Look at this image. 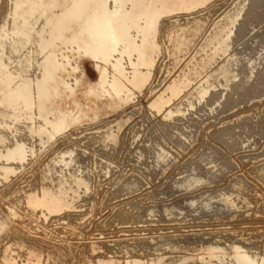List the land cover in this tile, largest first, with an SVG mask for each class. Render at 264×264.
<instances>
[{
    "label": "rangeland",
    "instance_id": "374dc122",
    "mask_svg": "<svg viewBox=\"0 0 264 264\" xmlns=\"http://www.w3.org/2000/svg\"><path fill=\"white\" fill-rule=\"evenodd\" d=\"M11 1L0 0V30L11 27ZM259 1L208 0L185 13L162 15L150 37L157 48H147L152 62L140 67L135 85L120 81L130 93L118 105L82 96L100 77L94 61L81 58L75 72L83 73L78 97L83 106L96 103V115L87 113L55 137L36 109L27 112L31 119L0 126L9 138L0 143V264H237L238 251L264 264V7ZM223 33L230 46L229 40L226 46L216 44ZM0 41L6 52L0 72H12L14 65L17 71L27 64L28 50L37 48L32 42L22 47L8 38ZM33 54L31 74L43 57ZM155 100L165 109L153 108ZM66 107H73L71 101ZM30 124L48 129L49 136L33 135ZM19 146H25L24 163L10 161Z\"/></svg>",
    "mask_w": 264,
    "mask_h": 264
},
{
    "label": "bare ground",
    "instance_id": "6f19581e",
    "mask_svg": "<svg viewBox=\"0 0 264 264\" xmlns=\"http://www.w3.org/2000/svg\"><path fill=\"white\" fill-rule=\"evenodd\" d=\"M206 1H208V0H188V1H182V2H180L178 0H171V1L170 0H13V1H11L12 5H13L12 13L9 14V16L11 15V17H12L10 20L11 21V23H10L11 27L6 28L3 26V28L0 30V39L1 38L11 39L15 43H17V42L20 43L22 45V47H24L28 43L32 42V44H36L37 48H36V50L30 48V49H32V52H30V53L28 50V53L26 55H24L25 57L29 58V60L27 59L28 60V62H26L27 64L25 63L26 65H23V66L20 64L21 67H19L17 71L13 72L14 66H15L14 65L12 72H11V70L8 71L5 69L0 72V108H1L0 109V126L1 125L9 126L8 123L13 125L14 123H17V120L20 117H28V119H31V117H30L31 115L29 116L27 114V112L32 111L33 109H36L37 110V112H36L37 116L41 117L46 122V124L48 126H50L51 132H53L52 135H54V137H55V135H57V133H59L61 131L62 132L65 131L66 129H68L72 125H74L76 122L81 120L83 117H85V116L87 117V115H86L87 113L92 114L93 113L92 110L94 109L95 106H97V104L94 103L92 106H83V104H81L80 97H78V93H79L78 92V85L82 83L83 73H81V75H79V76H76L75 72L78 70V63L81 60V58H83V57L91 59L94 61V66L98 70V72L97 71L96 72L99 73L98 77H100V78L96 84L87 85V87L82 91V96H84L85 98H88V100H89V98H91L93 96L96 97L97 99H105L106 102H104V104L109 105V106L110 105H118L119 101L128 100V98H129L128 94L130 93V91H129L130 89L128 90V88L125 86V84L127 83L128 86L131 84L135 85L137 78L142 77V76H139V73H141V72H139L140 67L143 68V66L147 65V62H149V60L151 61V59L148 57L147 48L148 47L150 49L157 48L158 44H156L153 39H150V37L152 36L153 33H156V31L158 30L159 22H160L159 19H161V16L164 14L166 15V13H171V12H175V11L177 12V11H182V10L185 13L184 10H191V9L194 10V8L202 6ZM258 3L260 4V5H257L258 7L259 6L264 7V0H260ZM41 19L43 21L42 22L43 24L41 27L39 26L40 29H37L36 24ZM238 19H240V18H238ZM161 23H162V21H161ZM194 23H196V21H194ZM201 23H202V21H201ZM233 23H234V21H233ZM220 24H221V21H220ZM226 27H227V25H226ZM206 33H207V31H206ZM215 38H216V41H215ZM215 38L212 40H214L216 42V44H218V45L223 44V42H225L227 40H229V43H227V45L230 46V44H231V40L228 36V33H225V34L223 33L222 35H218ZM12 41H10V42H12ZM20 44H19V46H20ZM5 45H6V43H5ZM16 45H18V44H16ZM172 45H173V43H172ZM178 45H180V44H178ZM204 45H205V43H204ZM204 45H202L201 49H204L203 48ZM223 45H225V44H223ZM7 46H8V44H7ZM175 47L177 48V46H175ZM10 48H12V47H10ZM205 48H207V47H205ZM150 49H148V50H150ZM2 50H4V49H2V47H1L0 69H2V67H4V66L6 67L5 61H3V60H5L4 55L6 54V52H5V50L4 51H2ZM6 51H7V49H6ZM156 51H157V49H156ZM33 52H34L35 56L38 53V54H43V57L41 58L42 62L37 63V64H39V66H37L36 70L31 74L30 71H31V69H33V66H34L33 60H35L33 58V56H31ZM15 53H17V52H15ZM23 54H24V52H22V55ZM9 55H10V53H9ZM13 55L15 56V54H13ZM214 55H215V53H214ZM12 56H11V58H12ZM178 57L176 56V58H178ZM206 57H208V56H206ZM7 58H8V56H7ZM11 58H10V60H11ZM16 59H15V61H17ZM41 60H39V61H41ZM15 61L13 62L14 64H15ZM20 63H22V62L20 61ZM180 66L184 67V65H180ZM37 70L39 72L38 74H37ZM127 70L129 71V74L127 73ZM142 70H144V69H142ZM149 70H147V71L149 72ZM183 72H185V71H183ZM178 73H180V72H178ZM188 76L190 77V75H188ZM219 76H220V73H219ZM140 79H142V78H140ZM188 79H191V78H188ZM231 79H232V77H231ZM121 80L125 84L121 83L120 82ZM73 81L75 82L76 86L72 85ZM213 81H215V80H213ZM175 83H176V81H175ZM198 83L199 82H197V84ZM168 85H170V84H168ZM194 85L192 84V86H194ZM208 88H210V87H208ZM211 88H212V86H211ZM184 89H185V87H184ZM188 93H189V90H188ZM201 93L203 95H205V91H203ZM173 94H174V92H173ZM194 95H195V93H194ZM166 97H168V96L166 95ZM194 97H196V96H194ZM201 97H202V95H201ZM68 101H71V104H73L72 108L66 107V105L68 104ZM188 103H189V101H188ZM151 105L157 111H161L162 108L164 107L162 102L159 100H157V101L155 100ZM7 109H8V111H5ZM164 109H165V107H164ZM164 112H165V110H164ZM93 114H95V113H93ZM19 121L20 120H18V122ZM34 123H35V121H34ZM18 124L20 125V123H18ZM23 124H25V123L23 122ZM16 125H14V126H16ZM37 125H40V124H37ZM14 126H13V128H14ZM8 128L9 127H7V129ZM7 129H5L6 133H7ZM20 129L22 130L23 127ZM15 130L16 129H13V132ZM17 130H18V128H17ZM24 130H25V128H24ZM27 130H30V132L34 133L33 135H35V136L36 135L38 136L42 133H44L45 135H48L46 133H47V131H49L48 129L45 131V128L43 130V127H41V126L38 127V129H34L33 125H31V124L29 125V129H27ZM1 132L2 133H0V143L2 144V142L6 141L5 139L8 137H6L7 136L6 134H5L6 136L3 134L2 130H1ZM13 132H10V133H13ZM20 133H21V131H20ZM27 133H28V131H27ZM17 134H19V133H17ZM10 136H11V134H10ZM23 136H24V134H23ZM16 137H18V136H16ZM50 137H52V136H50ZM22 138H24V137H22ZM22 138H20L21 141L25 142V140H22ZM38 138H40V137H38ZM170 139H172V138H170ZM17 140L18 139H16V141ZM31 140H33V138ZM7 141L5 144H7ZM37 141H39V140H37ZM10 143H12V141H10ZM18 143H20L19 140H18ZM31 143H33V142H31ZM31 143H30V145H31ZM27 144L28 143L26 142L25 146H27ZM8 145H9V142H8ZM14 145H12V146H14ZM39 145H40V143H39ZM16 146L17 145H15V147ZM24 147L22 148L21 146H19V148H15V150L12 147V149L16 153L12 154V159L10 161H12L14 159L15 161L18 160V161H22L24 163V161H25L24 159H27V158H25V154H24V150H23ZM12 149H9V150H12ZM32 149H31V151H32ZM0 150H1V148H0ZM1 151H3V149ZM2 155L5 156L4 153ZM5 160H7V159H5ZM18 161H17V163H18ZM26 162H27V160H26ZM1 163H3V162H1ZM17 165H19V163ZM53 166H54V164H53ZM12 167L15 168L14 165ZM5 170L9 171V169H7V168ZM54 171H55V168H54ZM72 171L74 174L75 170H72ZM5 174L7 175V173H5ZM3 175L4 174H2V176ZM11 175H12V173H11ZM49 175H50V173H49ZM0 176H1V174H0ZM66 177H67V175H66ZM76 179H77V177H76ZM67 181L68 180H66V182ZM52 182H55V181H52ZM54 184H56V183H54ZM73 185H75V184H73ZM56 188H58V186ZM50 189H51V187H50ZM58 189H61V188H58ZM43 190L46 191V189H43ZM45 191H43V192H45ZM51 191L55 192L53 189ZM59 194H62V193H59ZM37 195H39V194H37ZM67 195H68V193H67ZM71 195H68V196H71ZM68 196H67V198H68ZM45 198H47V197H45ZM72 199H73V197H72ZM31 201H32V199H31ZM66 202H67V200H66ZM70 203H72V202L70 201L69 204ZM41 207H42V205H41ZM3 222H5V221H2V223ZM1 231H2V229H1ZM5 254L7 255V252ZM235 256H236L235 260L237 261V264H258L257 261L253 259L254 257L252 258L249 254L238 251V253L235 254ZM2 261H3V259H2ZM4 261H5V259H4ZM260 264H262V263H260Z\"/></svg>",
    "mask_w": 264,
    "mask_h": 264
}]
</instances>
